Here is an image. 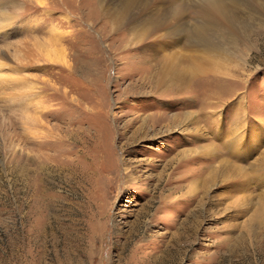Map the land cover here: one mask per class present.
<instances>
[{"label": "rangeland", "instance_id": "1", "mask_svg": "<svg viewBox=\"0 0 264 264\" xmlns=\"http://www.w3.org/2000/svg\"><path fill=\"white\" fill-rule=\"evenodd\" d=\"M228 1L212 64L134 43L96 0H0V264H264V17Z\"/></svg>", "mask_w": 264, "mask_h": 264}, {"label": "bare ground", "instance_id": "2", "mask_svg": "<svg viewBox=\"0 0 264 264\" xmlns=\"http://www.w3.org/2000/svg\"><path fill=\"white\" fill-rule=\"evenodd\" d=\"M222 1L219 0V2L221 3ZM96 2L100 5L101 10L108 16L113 27L114 28L125 27L129 31L131 35V40L134 41V43H140L139 41H144L148 37L159 35L157 41H161V42L163 41L166 44L165 46H176L177 48L183 49L185 53L187 52L189 54L197 53L199 54V56L193 55L194 57H196L195 60H197L198 57L199 58L206 57L207 61L210 59V62H212V64L219 61V59L224 60V58L227 57L224 56L225 54L221 53L222 51L219 52L216 48L211 46L207 42L206 38L209 37L210 35L216 34L217 36L220 37L222 36L223 38L229 39V37L234 35L235 28L231 27L230 23L233 22L235 17L233 18L232 21L230 20L231 22L228 24L229 16L231 17V15H233L232 12L229 14L230 12L229 10L235 9L238 11V9H240V8L237 9L236 5L233 6V3L228 0H226V3L231 4V9L230 7L228 8L226 6H223L225 4L224 2L223 5H219L218 0H96ZM244 2H246V5H248L247 6L248 10L247 11L244 10L245 12H242L243 11L242 9L241 11L239 10V13H241L243 16L246 15L248 17H251L255 21H258L259 24H263L261 18L264 17L263 14L264 0H245ZM244 6L245 5H243V7ZM158 7L160 8L163 7L164 12L162 10L161 12L163 13L160 14L161 9ZM234 21H236V19ZM236 28L239 29V27ZM248 33L249 32H247V34ZM189 54L187 56H189ZM173 58L174 57L170 58V61H168L164 69V74L166 75V77L168 76L169 83L175 82L176 84V82L180 83L181 75L180 72L177 71L179 68V62H178L179 60L177 61V59H174L176 61L175 62L172 60ZM157 75L158 74H155L156 77ZM188 116L189 114L187 113L184 118V122L188 126L186 128H189V130L187 131L190 132L194 140H198L201 135V131H200L201 123L199 122L198 124L196 123V125H193L195 122H197V119L194 118L192 119L190 116L189 117ZM186 128L182 129L181 131L184 132ZM239 128L241 129L242 127L240 126ZM243 133L244 132L242 131L239 139L243 137ZM236 142L233 141L234 143L233 145H235ZM201 149L204 150L205 148H201ZM237 149H239V147ZM214 150H215L214 148H210V152ZM229 150L230 152L234 150L231 144ZM238 153L239 151L233 154H235L237 156L236 158H238L237 160L240 161L242 158L238 156ZM263 157L264 155L259 157L261 162H264ZM258 164L259 163H257V165ZM230 169H233L230 164L222 163V165H220L218 169L215 170L213 169L210 176L211 181L214 182L218 178L227 176V174H230L229 173ZM247 170L248 169L246 167H240L239 169L237 168L236 171L237 173H241V174L243 173L244 176L246 175L247 179H251L249 175L255 172L256 170L252 166L249 168V171ZM258 170L259 169H257L256 174L252 176L254 178V181H252L251 183L258 186L260 193L258 194L257 197L258 200H256L257 201L256 207L251 211L252 215H249L256 218L260 217L261 213H264V209L263 207H261L262 201L264 200V178H262L263 174L261 173L262 174L261 176V174L259 173L260 170L259 172ZM125 172L126 174L128 173L127 176L128 180L134 179L132 178L129 172V167L126 168ZM246 185L248 186L249 183ZM190 189L194 191L195 187H190ZM239 189L240 191H244V192L247 190L245 186L240 187ZM228 197L229 196H227L226 198ZM250 200L251 198L248 197L246 194L243 198L238 200L241 202H235V201L234 202L236 203V205L237 203L239 205L240 203L243 202L248 203L250 202ZM239 210L242 211V215H243L248 211V208H245L244 205V207H241Z\"/></svg>", "mask_w": 264, "mask_h": 264}]
</instances>
